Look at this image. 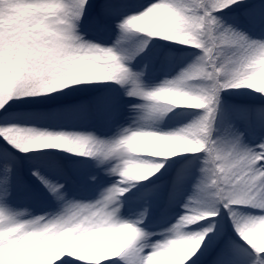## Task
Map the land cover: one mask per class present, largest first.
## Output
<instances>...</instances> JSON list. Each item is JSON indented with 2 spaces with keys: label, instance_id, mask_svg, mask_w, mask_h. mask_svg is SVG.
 <instances>
[{
  "label": "snow or ice",
  "instance_id": "1",
  "mask_svg": "<svg viewBox=\"0 0 264 264\" xmlns=\"http://www.w3.org/2000/svg\"><path fill=\"white\" fill-rule=\"evenodd\" d=\"M0 264H264V0H0Z\"/></svg>",
  "mask_w": 264,
  "mask_h": 264
},
{
  "label": "trees",
  "instance_id": "2",
  "mask_svg": "<svg viewBox=\"0 0 264 264\" xmlns=\"http://www.w3.org/2000/svg\"><path fill=\"white\" fill-rule=\"evenodd\" d=\"M39 201H41V199L35 193H31V192H28V191H21L20 194H19V202L22 205H27V206L31 207L32 205H35Z\"/></svg>",
  "mask_w": 264,
  "mask_h": 264
},
{
  "label": "rangeland",
  "instance_id": "3",
  "mask_svg": "<svg viewBox=\"0 0 264 264\" xmlns=\"http://www.w3.org/2000/svg\"><path fill=\"white\" fill-rule=\"evenodd\" d=\"M40 199H41V201H39V202L36 203L35 205H32L31 207H32V208H35V209H37V210H39V209L45 207V201H44L43 198H41V197H40ZM42 200H43V201H42Z\"/></svg>",
  "mask_w": 264,
  "mask_h": 264
}]
</instances>
